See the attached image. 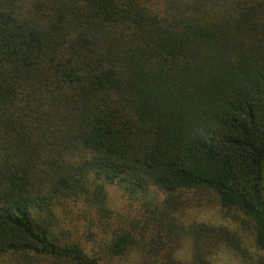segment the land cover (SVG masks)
Returning a JSON list of instances; mask_svg holds the SVG:
<instances>
[{"label":"trees","instance_id":"16d2710c","mask_svg":"<svg viewBox=\"0 0 264 264\" xmlns=\"http://www.w3.org/2000/svg\"><path fill=\"white\" fill-rule=\"evenodd\" d=\"M0 264H264V0H0Z\"/></svg>","mask_w":264,"mask_h":264},{"label":"rangeland","instance_id":"374dc122","mask_svg":"<svg viewBox=\"0 0 264 264\" xmlns=\"http://www.w3.org/2000/svg\"><path fill=\"white\" fill-rule=\"evenodd\" d=\"M111 199L110 203L113 207H119L121 205L120 197L117 191L112 188L110 193ZM185 221H205L211 223H227L230 225L232 224H240L237 225V230L241 233V237H246L247 232H250L247 226V221L245 217L236 211H228L221 209L220 206L211 205V204H204L198 205L193 203L190 207H187L185 210L184 215ZM191 246L189 241L185 240L182 242V246L179 248V255L181 257L188 258L190 254ZM219 258L223 260L225 258L224 252L220 251L218 253ZM224 254V255H223Z\"/></svg>","mask_w":264,"mask_h":264}]
</instances>
